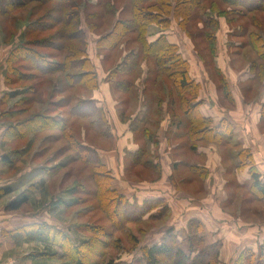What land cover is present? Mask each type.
I'll list each match as a JSON object with an SVG mask.
<instances>
[{"label":"rangeland","instance_id":"rangeland-1","mask_svg":"<svg viewBox=\"0 0 264 264\" xmlns=\"http://www.w3.org/2000/svg\"><path fill=\"white\" fill-rule=\"evenodd\" d=\"M98 1L91 0V4L97 5ZM116 2L118 7H126L127 0H116ZM211 2L212 0H205L199 9L192 13L191 18L194 21L187 25L190 34L185 32L174 20L170 28H174L175 36L173 35L172 38L170 35V37L179 46L180 51L184 52L185 58H190L193 62L196 59L204 61L203 67L200 63H193V65L196 64V70H207L206 72L210 76L215 79L218 78L219 96L217 100L219 101L215 104L218 109L225 111V113L235 115L234 117L239 123L236 126L234 137L229 142L200 141L197 148L189 149L190 142L187 141L185 135L184 123L178 124V128L171 127L172 138L169 136L170 114L167 111L169 103L166 101L172 96L165 92L168 81L163 83L164 89L157 91L158 93L154 91L151 95L143 91L146 76L151 77L155 68L152 57L144 58V62L141 64L140 72L142 75L138 79L137 94L136 92L129 93L127 102H120L122 98L125 100V97H121L119 92H115L111 83L106 81L107 74L103 70L102 57L99 56L96 48L98 35L110 27L113 20L111 15L115 17V14H111L112 11L104 12L94 20L91 19L93 22L102 24L95 31L97 34L90 32L85 24L83 27L87 34L89 54L96 63L97 70L100 71L99 76H102L100 77L102 85L99 89L102 90L99 91L98 97L110 119L113 137L105 139L98 135L94 136L90 125L73 121L72 116L67 114L69 105H65L64 96L69 94L88 96L89 94L92 95V92L79 89L74 91L67 88L66 83L60 80V75H52L46 79L38 90L35 103L28 111L31 114L47 109L67 116L69 124L75 127L74 130L80 139L84 136L82 133H86L87 142L99 147L100 160L111 171L112 186L118 193L126 196L132 203L137 202L140 205L144 202V196H166L164 201L169 206V212H165L166 214L161 215L158 219L128 223L126 229L121 231L113 230L107 214L99 208L92 167L77 158L75 152L69 149L68 141L62 135L50 136L51 132L47 131L31 144L29 153L24 157L26 160L23 159V162L17 163L14 169H9L7 164L4 167L0 163V187L12 184L16 191V193L13 192L7 196L11 198L18 195L23 186L29 193L27 203L16 211L18 219L47 218L49 222L56 224L68 234L75 244H81L91 236L92 233L89 232V229L95 230L102 227L106 235L107 232L113 231V238H119L120 242V250L112 246L107 248L109 259L112 256L119 264H146L140 245L159 242L169 228L177 233L184 250L190 253L188 233L190 217L200 214L203 208L202 210H206L204 216L208 217V223L204 222L207 228L206 234L202 233L205 244L220 242L221 264H234L242 250L245 248L252 249L254 228L258 226L260 227L258 230L262 229L260 238L264 235V201L255 198L252 190L245 186V182L249 181L250 167L238 170L235 167V162L238 160L237 149L239 150L241 147L256 148L258 154H264V108L263 105L260 108V106L253 104L259 97V91L264 87V77H262L264 75V59L258 56L256 48L252 46L247 36V30L250 29L264 36V13L252 14L255 16L254 18H257V23L255 25L253 23L251 26L249 22L248 28H243L242 25L247 21V18L238 19V14L226 15L219 10H212ZM32 6L35 5H30L20 11L19 30L28 23V19L39 17L46 10V8L42 10V8ZM101 10L100 7L88 9L89 12H100ZM208 17L210 20L214 19L215 24H211L207 31L203 28V26L206 27V23L204 22V25L203 21ZM231 18L235 20L230 21ZM9 31H13V29ZM15 31L17 32V30ZM204 31L210 32L214 37L213 40L208 39L204 35ZM132 36H126L128 38L127 44L130 47L134 44ZM4 38V31L0 24V96L2 94L8 96L7 100L4 99L5 97L1 100L0 112L5 109L11 110L13 105L23 96L25 88L21 89L22 86L26 87L34 83V81H19L11 87L6 85V58L12 47L15 46L14 44L18 43L19 37L17 36L12 42H5ZM41 52L47 55L51 54L49 50L42 49ZM119 54L120 51L116 50L111 55L110 62H115L112 57L117 58ZM218 58L220 60H216ZM218 62L220 67L224 66L222 70L224 69L229 74L236 72L242 73L243 76L245 75L244 72L252 71V78L258 79L253 82L243 76L238 79V83H235L241 92V104H236L233 97L231 98V93L228 87L225 88V83H222V80L220 83V72L222 71L221 68H218ZM103 64L107 65L104 62ZM228 73L225 74L228 75ZM241 81L252 85L253 88L249 90V93L246 92L247 88H245L247 84L242 85ZM55 87L56 96L52 97ZM167 91L169 90L167 89ZM145 96L148 98L145 102L150 101L152 104L149 110L140 103ZM214 96L216 98V95ZM102 97L105 99L102 100ZM159 97L164 99L161 104H158L160 103ZM60 100L63 101L62 104L56 105L55 103ZM171 104V107H175L176 113L180 115L175 103L171 102ZM124 107H127L128 115L132 114L128 123H124L120 119V110ZM144 112L147 113L148 126L152 133L155 132V140L159 142L154 143V141L146 139L145 146L148 153L144 158H141L140 163L135 165L134 157L137 154L130 153L133 150L136 152L143 140H138L135 137L131 124L135 117L142 118ZM163 116L165 117L163 118ZM182 122H186L183 117ZM158 126L161 127L160 130ZM83 127L84 131H81L80 129ZM175 129L179 130L178 133ZM2 130L4 131L3 128ZM232 133H234L233 130ZM46 135L50 136H48L49 140L43 141L42 139ZM128 136L132 137L127 138ZM237 138L241 140L239 144H237L239 142ZM23 144H25L24 141L13 145L18 147ZM252 148L249 149L251 153H253ZM5 150H8V147ZM38 150L40 152L36 154L35 152ZM1 152L0 150V154ZM34 153V158L30 159ZM145 160L153 161L158 166H149L145 164ZM25 161L27 162L25 163ZM193 162L201 166H191L190 163ZM53 167L54 169H52ZM50 171L53 172L52 177L47 174ZM158 211L155 210V212ZM130 236L138 240L141 239L139 247L131 251L128 250L131 247ZM20 247L32 255L31 259L36 264H72L69 261L62 262L59 258L61 251L56 244L30 241L20 243ZM194 247L195 250H199L203 245L195 241ZM84 249L87 250L85 253L88 260L87 264H94L97 257L88 251V247ZM44 253L56 255L53 257L41 255ZM194 254L195 252L192 255Z\"/></svg>","mask_w":264,"mask_h":264},{"label":"trees","instance_id":"trees-1","mask_svg":"<svg viewBox=\"0 0 264 264\" xmlns=\"http://www.w3.org/2000/svg\"><path fill=\"white\" fill-rule=\"evenodd\" d=\"M204 2L205 0H127L126 7L123 8L117 6L116 0H99L97 5L91 4V0H0V24L5 35L4 41L12 42L17 36L19 37L18 43L14 44L6 58L5 83L11 87L19 81H34L29 86H22L21 89L25 88L23 96L11 110L5 109L0 112V126L4 128L2 161L8 165L9 169H14L17 163L23 162L31 144L41 134L50 131V136L62 135L77 158L92 167L99 208L107 214L113 230L121 231L126 229L128 223L158 219L161 215L168 213L169 206L164 198L146 199L140 205L137 202L132 203L126 196L118 193L112 186L111 171L100 160L99 147L87 142L86 133H82L84 136L80 139L74 130L75 127L69 124L67 116L47 109L31 114L28 111L36 101L39 88L49 76L60 75V80L66 83L67 88L74 91L79 89L92 92L100 87L102 80L96 63L89 54L87 34L83 25L85 24L90 32L96 33L95 31L102 24L93 22L91 19L94 20L104 12L112 11L111 14H115V17L111 15L113 20L110 27L98 35L96 48L99 56L102 57L103 70L107 74L106 81L111 83L115 92L125 97V100L122 98L120 102H127V95L138 91V79L142 75L141 64L144 58L152 57L155 68L151 77L146 76L143 91L152 95L154 91H160L163 83L168 81L166 87L172 96L166 101L169 103L167 110L170 114L169 125L179 127L182 123L185 124V135L190 142L189 149L197 148L200 141L229 142L233 136L231 125L225 119L216 125L211 117L201 114V102L198 99L200 84L191 77L190 64L179 46L170 41L167 35L174 20L190 34L187 25L194 21L191 15ZM30 5H35L32 7H39L42 10L46 8V10L39 17L28 19V23L19 30L20 11ZM96 7L102 10L88 11L89 8ZM211 9L219 10L226 15L238 14V19L247 18L242 26L248 28L249 22L251 26L257 23L254 15L264 13V0H212ZM208 18L203 21V24L206 23V27L203 26V28L207 31L211 24H215L214 19ZM234 20V18L230 19V21ZM10 29L13 31H9ZM207 31H204V35L213 40V35ZM247 32L249 42L256 48L258 56L264 59V36L251 29ZM128 35H133L134 44L131 47L127 44L126 36ZM42 49L49 50L51 54L41 52ZM116 50H119L120 54L117 58L112 57L115 61L112 63L111 55ZM103 62L107 65L105 66ZM224 83L225 88L228 87L226 82ZM56 91L55 87L52 97L56 96ZM64 98L65 105H69L67 114L72 116L73 121L90 125L94 136L98 135L105 139L113 137L107 112L96 98L90 94L88 96L69 94ZM4 99L7 100L8 96L6 95ZM147 99L145 96L140 103L149 110L152 104L150 101L145 102ZM162 101L164 102V99L159 97L158 104ZM62 102L60 100L55 104L60 105ZM171 102L175 103L180 115L176 113L175 107H171ZM126 108L120 110V119L124 123H128L132 117V114H127ZM146 116L147 113L144 112L142 118L135 117L133 125L131 124L135 137L143 140L138 150L130 153L137 154L134 157L135 165L140 163L141 158L148 153L145 146L146 139L157 143L155 132H151ZM182 117L186 122H182ZM83 129L84 127L80 130ZM48 136H44L42 140H49ZM54 136L52 138H55ZM22 141L25 144L18 147L13 145L20 144ZM7 147L8 150H5ZM249 149L245 147L237 149L238 160L235 162V167L238 170L250 167L249 181L245 182V186L252 190L255 198L264 201V181L255 164L253 153ZM39 152L40 150L35 153ZM35 153L30 159L34 158ZM144 162L152 167L158 166L150 160ZM47 174L52 177L53 172L50 171ZM14 191L15 187L9 184L0 188V195H9ZM28 198V191H23L7 203L6 210H19L27 203ZM155 210L159 211L155 212ZM102 229V227L95 230L89 229L91 236L81 244H75L56 224L43 218L11 231L3 230V234L18 242L56 244L60 248L59 258L63 263L69 261L72 264H87L88 260L85 256L87 250L84 248L88 247V251L97 257L94 264H119L112 256L109 259L107 253V248L111 246L120 250L119 238H113V231L107 232L106 235ZM165 232L159 242L150 245H140L141 239L130 236L131 247L128 250L142 246L146 264H221L220 242L205 244L203 237L205 226L199 219L191 218L188 224L190 253L184 250L179 236L173 229L169 228ZM195 241L203 247L195 250ZM194 252L195 254L192 255ZM41 255L53 257L56 254ZM234 264H264V237L256 249L242 250Z\"/></svg>","mask_w":264,"mask_h":264},{"label":"crops","instance_id":"crops-1","mask_svg":"<svg viewBox=\"0 0 264 264\" xmlns=\"http://www.w3.org/2000/svg\"><path fill=\"white\" fill-rule=\"evenodd\" d=\"M171 29L168 30L167 35H168L170 41L176 43L172 39L173 35L175 36V32L173 30L174 28H171ZM170 35H171L172 38L170 37ZM186 37H188V36L186 35ZM182 54L184 55L183 51H182ZM186 59L188 60V62L190 64V75H191V77L196 82H198L200 84V91H199L198 99L201 102V105H200L201 114L203 116H206V117H211L214 120V124H216V125H218V123L220 121L224 120V119L227 120L228 123L232 126V130L234 131L233 136H232V138H233L234 134L236 133V126H238L239 123H238L237 119H235V117H234L235 115H231V113H225V111H222V110L218 109L217 105L215 104V102L219 101V100H217V98L219 96L218 95V92H219L218 90L219 89H218V86H217V80H218L217 76H216L217 79H215L214 77L210 76L206 72L207 70L206 71H204V70L201 71V70H196L195 69L196 64L193 65V63H196V62L200 63V65L203 67V65H204V61L203 60L200 61V60L196 59V61L193 62L190 58L186 57ZM190 60H191V62H190ZM216 60H220V58H218ZM223 67H224L223 65H222V67H220L219 62H218V68L219 69L221 68L220 70L222 71V72H220V75H221L220 83H221V80H222V83L226 82V84L228 85V89H229V91L231 93V98L233 97V99L236 102V104L239 105L242 102L241 92L239 91L240 89H238V87H236L235 83H238L239 82L238 79L242 78L243 76L248 78L249 81H253V82L255 80H258V79L256 77L252 78V75H253L252 71L251 72H244L245 75L242 76V73L240 74V73H236V72H233V73L229 74L224 69L222 70ZM99 73H100V71H99ZM225 73H228V75L225 74ZM100 77H102V76H100ZM218 82H219V80H218ZM246 84L247 83H243L242 82V85H246ZM101 85H102V82L100 84V87H101ZM100 87L97 90L92 91L93 97L96 98L98 101L100 99L98 97V93H99V91L101 92V90H102V89L99 90ZM245 88H247L246 92L249 93V90H252L253 87H252V85L250 83H248L245 86ZM162 89H164V88H162ZM165 92L168 93L167 89H166ZM238 92H239L240 96H239ZM94 93H96V94H94ZM3 95L4 94H2L0 96V102L5 97ZM214 95H216V98H215ZM102 98H103L102 100L105 99L104 97H102ZM211 102H212V104H211ZM243 102H244V99H243ZM99 103H100V101H99ZM253 104H256L257 106H260V108L264 104V87L261 89V91H259V97H258V99L255 100V102H253ZM164 117L165 116H163V118ZM112 124L114 125L113 122H112ZM2 128L3 127L0 126V150L2 151L1 154H0V163L5 167V162L2 161V156H3V153H4V151L2 150V132H3ZM158 128L160 130L161 127L158 126ZM172 128H171V126H170V128H168V134H169V136L171 138H172V136H171L172 130L170 132V129H172ZM175 130L177 131L176 133H178L179 130H177V129H175ZM174 135H173V137H174ZM129 137H132V136H128L127 138H129ZM173 139L175 140L176 138H173ZM237 140L239 141V142H237V144H239L241 140H239L238 138H237ZM158 142L159 141H157V143ZM250 148H252V147H250ZM257 151L258 150L256 148H252L253 158H254L255 164H256L258 170L261 173L262 180L264 181V154H258ZM133 152H135V150H133ZM177 162H179L178 159H177ZM190 164H191V166H194V165L195 166H201L199 164H196L195 162L190 163ZM30 185H32V184L30 183ZM1 187H4V186H1ZM24 187L25 186L22 187V189L19 191L18 195H20L23 191H26V188H24ZM14 192L16 193V191H14ZM18 195L13 196L11 198H9V196H7V195H0V263H2V264H36L33 261V259H31L32 255H29L27 253V250L21 249L23 246L20 247V243H23V242H26V241H19L18 242V241H15L10 236H7V235L3 234V230L11 231V230H13V229H15V228H17V227H19L21 225L32 223L34 220L40 218L39 217V218L34 219V217H32L33 218L32 220H31V218L27 219V220L26 219L24 220L23 218L22 219H18V215L16 214L17 213L16 211L6 210V205L10 201V199L17 197ZM5 197H7L8 199L5 198ZM159 197L166 199V196L155 195L153 197L152 196L151 197L144 196V200H146V199H154V198H159ZM202 209H201V213L200 214H198L197 216H191L190 219L191 218H199L203 222V224H204V222L208 223V220H207L208 217L204 216V211L206 212V210H202ZM40 219H43V218H40ZM45 219H47V218H45ZM18 222H20V223H18ZM204 226H205V224H204ZM258 228H260V227L257 226V228H254V232L252 233V248L253 249L257 248L259 242L264 237V235H263L260 238V235L262 234V229L258 230ZM252 230H253V228H252ZM206 231H207V228L205 226V232H204L205 234H206ZM153 243H151V244H153ZM148 245H150V244H148ZM131 254H133V253H131Z\"/></svg>","mask_w":264,"mask_h":264},{"label":"built area","instance_id":"built-area-1","mask_svg":"<svg viewBox=\"0 0 264 264\" xmlns=\"http://www.w3.org/2000/svg\"><path fill=\"white\" fill-rule=\"evenodd\" d=\"M0 264H2V263H0Z\"/></svg>","mask_w":264,"mask_h":264}]
</instances>
